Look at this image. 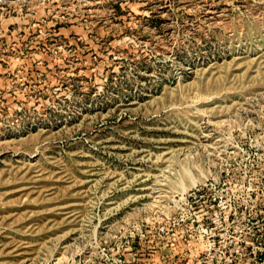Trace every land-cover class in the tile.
<instances>
[{
	"label": "rangeland",
	"instance_id": "obj_1",
	"mask_svg": "<svg viewBox=\"0 0 264 264\" xmlns=\"http://www.w3.org/2000/svg\"><path fill=\"white\" fill-rule=\"evenodd\" d=\"M255 226L264 0H0V264H255Z\"/></svg>",
	"mask_w": 264,
	"mask_h": 264
},
{
	"label": "built area",
	"instance_id": "obj_2",
	"mask_svg": "<svg viewBox=\"0 0 264 264\" xmlns=\"http://www.w3.org/2000/svg\"><path fill=\"white\" fill-rule=\"evenodd\" d=\"M202 189L201 188H195L193 189L189 196L192 197V199H200L202 197L201 195ZM252 234L247 233L246 238H249L251 241L249 243V254L252 256L251 258L255 261V264H264V252L263 247H260L262 243H264V230L259 229L258 226H255L254 229L251 230ZM258 255L257 259L256 256Z\"/></svg>",
	"mask_w": 264,
	"mask_h": 264
}]
</instances>
